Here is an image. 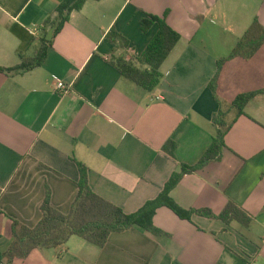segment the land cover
Returning <instances> with one entry per match:
<instances>
[{
	"label": "crops",
	"instance_id": "obj_1",
	"mask_svg": "<svg viewBox=\"0 0 264 264\" xmlns=\"http://www.w3.org/2000/svg\"><path fill=\"white\" fill-rule=\"evenodd\" d=\"M63 1L0 0V68L36 56ZM148 16L181 35L153 92L112 63L115 52L142 56L160 28L144 33ZM255 20L264 27V0H88L54 34L43 66L0 73V264L13 242L12 220L35 228L47 188L52 206L68 215L84 166L94 193L136 213L184 165L199 164L216 117L230 127L220 157L185 175L171 197L186 211L215 215L232 202L253 218L249 226L200 215L189 221L162 207L153 222L163 234L136 226L111 234L103 248L73 236L13 264H264V45L219 70ZM112 30L127 48L107 38ZM59 81L69 93L57 90ZM255 92L263 93L239 115L235 100ZM170 140L175 159L163 150Z\"/></svg>",
	"mask_w": 264,
	"mask_h": 264
},
{
	"label": "trees",
	"instance_id": "obj_2",
	"mask_svg": "<svg viewBox=\"0 0 264 264\" xmlns=\"http://www.w3.org/2000/svg\"><path fill=\"white\" fill-rule=\"evenodd\" d=\"M88 0H64L56 10L54 19H50L46 24L57 27L55 36L70 21L72 12L83 8ZM99 1V0H95ZM159 24L158 33L152 39L145 52L140 57L129 54H113L112 63L122 73L123 77L138 85L147 92H153L163 78L162 65L170 53L181 40V35L172 29L165 21L157 17L148 16L141 21V29L147 33L154 24ZM107 38L117 48L124 49L129 46V42L115 30L110 31ZM52 41L42 39V45L33 59L22 58V63L13 68H0L1 74L19 75L30 72L43 66L47 57L48 47ZM264 45V27L255 20L247 30L230 56L219 62V70L222 65L231 59L243 58L250 60ZM219 73V71H218ZM211 83V88L215 91L218 74ZM263 92L249 93L239 96L233 103L238 114H244L247 103ZM218 126L213 143L196 166L182 167L180 173L172 175L165 185L160 195L149 202L143 208L133 214H127L120 207L106 201L98 196L89 185L88 170L80 166L81 178L79 181V191L68 215H64L56 210L51 204V190L47 188L46 197L41 206L42 219L35 228H29L16 220H12L13 242L9 250L4 255L5 264H13L16 259L27 258L34 250L59 248L68 243L70 238L78 236L90 244L103 248L113 233H123L134 227H140L153 235L163 234L154 226V217L159 208L167 207L182 219L191 220L193 215L217 219L231 224L237 221L244 226H249L253 218L243 209L230 202L222 213L215 215L211 210H191L182 209L171 197L172 190L180 183L185 175L192 174L204 168L210 161L220 157L225 146V136L230 127L219 118L214 119ZM163 150L172 158H176L177 144L170 140Z\"/></svg>",
	"mask_w": 264,
	"mask_h": 264
},
{
	"label": "built area",
	"instance_id": "obj_3",
	"mask_svg": "<svg viewBox=\"0 0 264 264\" xmlns=\"http://www.w3.org/2000/svg\"><path fill=\"white\" fill-rule=\"evenodd\" d=\"M57 90H59L62 94L69 93L70 91V86L66 85V83L59 81L57 83Z\"/></svg>",
	"mask_w": 264,
	"mask_h": 264
},
{
	"label": "water",
	"instance_id": "obj_4",
	"mask_svg": "<svg viewBox=\"0 0 264 264\" xmlns=\"http://www.w3.org/2000/svg\"><path fill=\"white\" fill-rule=\"evenodd\" d=\"M56 26L55 27H53V28H51L50 30H49V32H48V35H47V40L48 41H51L52 40V38H53V36H54V34H55V31H56Z\"/></svg>",
	"mask_w": 264,
	"mask_h": 264
}]
</instances>
